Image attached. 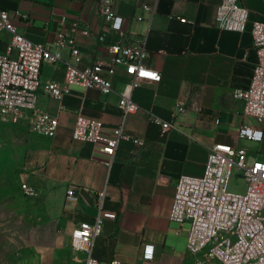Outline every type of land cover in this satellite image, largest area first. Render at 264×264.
Wrapping results in <instances>:
<instances>
[{
  "label": "crops",
  "instance_id": "obj_1",
  "mask_svg": "<svg viewBox=\"0 0 264 264\" xmlns=\"http://www.w3.org/2000/svg\"><path fill=\"white\" fill-rule=\"evenodd\" d=\"M141 2L153 5L152 20H138L144 15L139 10ZM220 2L121 0L117 10L129 37L147 36L145 62L162 74L161 82H143L133 91L139 106L136 112L125 115L119 106L120 92L130 78L122 67L113 79L116 91L109 95L77 87L60 100L40 94L39 108L60 117L61 128L53 139L39 138L26 124L0 122L24 131L21 186L27 184L32 192L27 195L42 200L35 225L21 233L22 243L12 264H83L88 255L72 250L71 233L97 214L93 194L101 190L108 195L105 211L116 218L105 220L103 234L93 246L94 258L117 259L122 264H195L187 253L188 230L170 220L179 178L203 175L209 149L216 143L244 147L251 157L264 161V140L256 143L237 137L242 124L254 121L244 116V102L233 97L236 89L249 87L254 73L257 58L251 28L253 21H264V0H242L251 13L244 32L216 27ZM2 11L9 12L19 33L52 51L58 34L69 29L72 21L103 33L97 7L89 0H0ZM62 17L67 18L66 25L61 24ZM77 39L81 66H88L98 56L100 41L82 34ZM114 39L107 36L108 41ZM10 42L11 35L1 32L0 53L7 51ZM61 57L62 62L43 63V84L63 80L71 50L63 48ZM195 88L203 94L200 120L190 111L181 112ZM79 115L102 120L108 129L122 124L133 136L119 142L111 166L95 145L73 141L72 128ZM162 122H175L177 127L165 132ZM70 186L88 190L82 192L78 214L66 211ZM183 230L187 234L181 238ZM147 245L154 246L151 261L144 259Z\"/></svg>",
  "mask_w": 264,
  "mask_h": 264
},
{
  "label": "built area",
  "instance_id": "obj_2",
  "mask_svg": "<svg viewBox=\"0 0 264 264\" xmlns=\"http://www.w3.org/2000/svg\"><path fill=\"white\" fill-rule=\"evenodd\" d=\"M95 3L98 18L103 22V33L98 34L72 21L70 28L58 34L52 51L47 45L37 44L19 33L9 12H0V33L8 32L11 42L5 53H0V122L26 124L29 130L42 139H53L61 128L58 115L43 111L38 106L40 94L60 100L73 88L98 89L104 95L115 92L113 79L119 68L130 75L120 92L119 106L124 114L134 113L139 106L133 100V91L143 82L159 83L162 74L147 66V36L130 38L124 18L117 10L121 0H89ZM138 20H152L154 7L140 3ZM250 11L242 0H221L216 9L215 25L221 31L244 32L250 22ZM27 16H24L26 18ZM186 23V19L180 20ZM82 23L85 20L82 19ZM67 24V18H61ZM94 36L100 41L96 60L81 66L82 52L77 35ZM108 35L115 39L107 40ZM256 63L250 85L236 89L233 97L244 102V116L254 123H244L237 129L240 140L260 143L264 140V21H253L251 28ZM71 50V60L65 61L61 81L42 83L44 62H62L61 50ZM202 90L195 88L187 106L181 109L194 113L200 120L204 116ZM220 120L216 119L215 124ZM165 132L177 127L175 122H162ZM120 124L111 129L102 120L79 115L72 128L76 142L95 145L111 166L122 139H132ZM140 146L144 141L138 138ZM240 173L246 185L243 194L228 190L234 173ZM22 190L31 195L27 184ZM82 188L70 186L66 193V211L79 212ZM97 214L77 224L71 233V247L76 253L88 257L83 264H122L113 259L101 261L92 256L97 237L103 234L106 219L116 215L105 211L106 190L93 194ZM170 220L182 229L189 225L187 253L195 264H264V161L251 157L244 147L226 143L214 144L208 152L205 170L201 176H181L175 188ZM144 259H154V246L147 245ZM8 264V263H3Z\"/></svg>",
  "mask_w": 264,
  "mask_h": 264
},
{
  "label": "rangeland",
  "instance_id": "obj_3",
  "mask_svg": "<svg viewBox=\"0 0 264 264\" xmlns=\"http://www.w3.org/2000/svg\"><path fill=\"white\" fill-rule=\"evenodd\" d=\"M25 138L23 130L0 124V264H12L22 243L21 233L35 225V217L42 211L41 198L28 196L21 189ZM228 190L245 193L246 185L240 173H234ZM188 228L186 224L184 229ZM186 234L183 230L180 237Z\"/></svg>",
  "mask_w": 264,
  "mask_h": 264
}]
</instances>
